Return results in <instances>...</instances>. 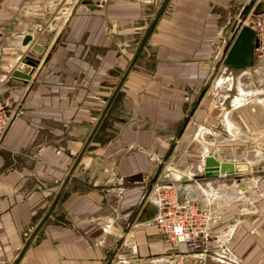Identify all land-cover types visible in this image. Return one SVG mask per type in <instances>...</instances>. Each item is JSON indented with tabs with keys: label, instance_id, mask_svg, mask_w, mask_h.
Instances as JSON below:
<instances>
[{
	"label": "crops",
	"instance_id": "0c3cea01",
	"mask_svg": "<svg viewBox=\"0 0 264 264\" xmlns=\"http://www.w3.org/2000/svg\"><path fill=\"white\" fill-rule=\"evenodd\" d=\"M250 3L264 0H0V31L12 32L0 40V97L14 113L0 144V264H264V177L250 203L215 201L225 211L205 247L226 243L220 259L170 245L148 197L173 145L167 167L204 175L180 183L192 198V186L208 194L201 185L238 175H205L208 155L242 163L218 143L260 144L259 112L245 123L238 104L264 94L240 81L263 72L222 63ZM22 60L28 80L12 75Z\"/></svg>",
	"mask_w": 264,
	"mask_h": 264
},
{
	"label": "rangeland",
	"instance_id": "374dc122",
	"mask_svg": "<svg viewBox=\"0 0 264 264\" xmlns=\"http://www.w3.org/2000/svg\"><path fill=\"white\" fill-rule=\"evenodd\" d=\"M238 19H239V16L236 20H238ZM1 32L2 31H0V40L2 39V36H5V37H7L5 44L10 43L9 39H12L10 37L12 32H7V31L5 33H3V32L1 33ZM228 69L231 70V68H228ZM257 70L259 71V69H257ZM259 75L257 76V78H254V79L249 78L247 75H246L247 77L242 76V78L240 79V81L243 85L242 87H244V89H246V90H251V89L256 88V87H264V74L260 73ZM234 85H235L234 80H227V82L219 84V86L222 89L221 90L222 98L219 100L220 102L221 101L225 102V103L229 102V100L231 98V96L229 94L235 93L234 89L231 90V88H233ZM224 88H225V90H224ZM227 88L230 90H227ZM224 95H225V97H224ZM226 95H229V97ZM240 96H241L243 101H241L242 102L241 104H238L239 105L238 108H243V110H242L243 112L242 111L239 112V117L241 116L240 118H246L245 123H250V124L253 123L252 122L253 120L248 119V115H252L251 112H253V109H254L255 113L259 112V113H257L256 117H257V119L259 118V120H260V121H258V120L255 121V124L257 127L259 124L260 129H264V94L261 93V94L257 95L259 98H257L254 94H249V95H243V94L241 95L240 94ZM251 106H252V108H251ZM247 109H250L251 112L247 111ZM246 126H247V124H246ZM247 135L250 136L252 134H247ZM240 138H243V140H245V141L241 142V141L235 140L234 144H232V143H221V142L218 143L216 145V148H217L216 154L222 155V156H229L231 158H234V160L236 162L246 163V164H248L247 166L250 167V170L247 173H242V174L235 175L233 177H229L225 181L223 180L220 182H216V184L214 183L216 191H211L210 188H205L203 185H201L199 183L208 192V194L206 192H204V190L202 191L201 188H198L196 186L191 187V189L193 190V192H191V194H192L193 201L195 200L194 202H196L197 204H199L201 206H207V205L211 206L213 212L216 214H219L222 212V214L219 215V218L212 225V227H215L222 220V216H223L224 211H225L221 206H218L215 208V201L217 199H223L227 203H230L231 201H234V200L239 201L238 203H243L244 201L245 202L248 201V203H250L253 196H254L252 193V189L254 188V185L258 184L257 180L259 177H264V130H262V138L259 141L260 144H258L256 141L253 142L248 137H245V138L240 137ZM256 144H258L259 147L256 146ZM166 161H164V158H162L159 160V163L163 162L165 164ZM198 163H201V161L198 160L197 164ZM203 176H200V175L190 176L191 179H189V180L188 179L187 180L186 179L174 180V179H172L173 176L169 175L168 177H165L163 182H165L166 184L176 182L175 184L179 185L180 183L184 182V180H186V182H193L194 180L195 181L196 180L197 181L202 180ZM231 183H234V185H236V186L235 187L233 186L232 188H230ZM225 185L226 186L229 185V186L227 188H225ZM154 190H155V186L152 185L150 188V192H154L153 198L155 199L156 192ZM159 190H162V189H159ZM212 227H211V229H212ZM211 229H210V232H211ZM210 232L208 235H210ZM208 238H209V236L207 237L206 240H208ZM206 240H204V242L202 243V245L198 249L187 250V252L190 254L198 253V255H200L199 253H201V255H203L205 257L207 256L209 258H212V256H214V258L220 259L221 256L219 254H222L221 253L222 252V250H221L222 246H226V243H224L221 246V248L219 247V245H212L213 243L208 244L207 245L208 247L206 248L205 247V241ZM178 261L179 260H177L176 262H178ZM182 263L187 264L183 260H182Z\"/></svg>",
	"mask_w": 264,
	"mask_h": 264
},
{
	"label": "built area",
	"instance_id": "2783aa9c",
	"mask_svg": "<svg viewBox=\"0 0 264 264\" xmlns=\"http://www.w3.org/2000/svg\"><path fill=\"white\" fill-rule=\"evenodd\" d=\"M241 27H250L255 32L253 64L257 61L259 71L264 74V4L251 8L241 22ZM13 115L12 106L5 98L0 97V144ZM220 176L227 175L224 173ZM164 179L165 177L161 176L160 180L152 184L156 192V214L152 221L162 230L165 240L170 245L178 248L183 246L188 250L198 249L209 236L212 225L222 212L216 214L209 205L201 206L192 198H180V186L175 183L166 184L163 182ZM170 264L184 263L173 261Z\"/></svg>",
	"mask_w": 264,
	"mask_h": 264
},
{
	"label": "water",
	"instance_id": "95a60500",
	"mask_svg": "<svg viewBox=\"0 0 264 264\" xmlns=\"http://www.w3.org/2000/svg\"><path fill=\"white\" fill-rule=\"evenodd\" d=\"M251 6L252 3L245 6L242 12L239 14L240 20H236L235 23L233 24L231 36L225 46L227 52L222 60V63L224 65L243 68V67L251 66L253 64L254 47L256 45L255 32L250 27H241V22L247 16L249 10L251 9ZM31 39L32 36L30 34H26L22 39V44L28 45ZM35 48L38 49L39 51H41L42 49L41 46L38 45H35ZM32 68H33L32 63H29L26 60H22L18 65H16V67L12 72V75L14 77L28 80L31 77L30 73L32 71ZM205 91L206 89H203L201 91L196 104L199 103ZM187 123H188V118L185 119L179 130V137L183 133ZM173 148L174 145L172 146L168 154L165 156L164 161H166L167 158L170 156ZM163 165L164 164L162 162L159 168L157 169L154 178L151 180V184L157 181L161 173V170L163 168ZM204 167H205V172H204L205 175H220L224 173L231 174L236 172L235 165L233 162L225 161V160L219 161L213 155H208L204 158Z\"/></svg>",
	"mask_w": 264,
	"mask_h": 264
},
{
	"label": "bare ground",
	"instance_id": "6f19581e",
	"mask_svg": "<svg viewBox=\"0 0 264 264\" xmlns=\"http://www.w3.org/2000/svg\"><path fill=\"white\" fill-rule=\"evenodd\" d=\"M253 8V7H252ZM28 34H30L31 36H32V39L30 40V42L28 43V45H23L24 47H28V46H30V44L33 42V40H34V37H33V35H32V31H29L28 32ZM38 46H40V45H38ZM42 48V47H41ZM33 49L35 50V51H38V52H41L42 50H43V48L41 49V51H39L38 49H36L35 48V46L33 47ZM23 52V51H22ZM37 53V52H36ZM253 63H254V58H253ZM229 66V65H228ZM253 66H257L258 67V63H257V61L255 62V64H252L251 66H247V67H243L242 69H244V68H251V67H253ZM260 69V68H259ZM22 79V78H21ZM259 87H256V90L258 89ZM262 88V87H261ZM165 165V164H164ZM163 165V166H164ZM234 165H235V170H236V172H234V173H231V174H227L226 173V175H233V174H240V173H247L249 170H250V167L249 166H247L248 164H246V163H234ZM179 172V173H178ZM169 175H172L173 176V178L172 179H174V180H183L184 179V177H183V174L180 172V171H177L176 169H174V168H172V167H167L166 165H165V170L164 171H162V174H161V176L162 177H168ZM176 175V176H175ZM181 175V176H180ZM221 175V174H220ZM160 176V177H161ZM174 183H176V182H174ZM182 184V183H181ZM180 185V184H179ZM151 195V194H150ZM150 195L148 196L149 197V199L151 200V202L153 203V205H154V203H155V199L153 198V197H150Z\"/></svg>",
	"mask_w": 264,
	"mask_h": 264
}]
</instances>
